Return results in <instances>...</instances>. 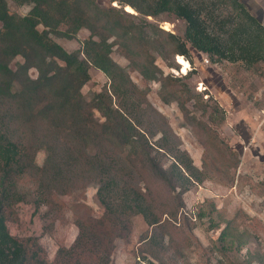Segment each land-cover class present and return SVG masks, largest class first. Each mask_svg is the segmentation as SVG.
Segmentation results:
<instances>
[{
    "label": "trees",
    "instance_id": "trees-1",
    "mask_svg": "<svg viewBox=\"0 0 264 264\" xmlns=\"http://www.w3.org/2000/svg\"><path fill=\"white\" fill-rule=\"evenodd\" d=\"M9 1L31 9L21 16L10 10ZM113 1L132 8L142 21L96 0H0V264H112L116 240L129 237L136 216L152 229L141 243L159 264H167L165 243H175L182 234L177 224L183 195L206 175L149 101V88H140L131 72L160 82V99L176 102L187 124L200 132L196 135L202 145L215 147L217 154L221 149L211 143L217 132L188 108L194 100L190 88L182 84L178 89L181 79L165 77L157 66L153 50L162 43L156 37L188 59L190 45L214 63H264V26L240 0ZM167 16L185 23L183 39L147 20ZM82 30L89 37L73 52L54 40H75ZM115 47L129 67L113 59ZM17 57L23 62L13 69ZM92 68L109 85L87 100L82 89ZM196 99L211 123L225 122L218 106L209 111ZM40 151L45 153L41 167L36 162ZM27 178L36 187L34 193L26 187ZM90 185L97 187L102 213L93 217L84 207L75 221L76 239L70 247H59L53 260L37 237L11 234L8 223L17 216L18 205L39 211L53 203L54 195ZM219 225L212 220L213 228ZM244 233L235 219L225 222L218 239L222 250L241 252L247 242ZM248 258L261 264L256 254Z\"/></svg>",
    "mask_w": 264,
    "mask_h": 264
},
{
    "label": "rangeland",
    "instance_id": "rangeland-1",
    "mask_svg": "<svg viewBox=\"0 0 264 264\" xmlns=\"http://www.w3.org/2000/svg\"><path fill=\"white\" fill-rule=\"evenodd\" d=\"M104 7H117L127 12L134 22L143 19L130 7H123L113 0H96ZM252 15L264 26V0L261 6L254 0H240ZM10 10L25 16L31 6L18 7L9 1ZM260 7H262L260 9ZM229 10V9H228ZM264 14V11H263ZM263 16V17H262ZM150 24L181 39L184 37L185 23L175 16L164 19L147 18ZM146 26V25H145ZM42 27H40V30ZM65 30L64 26L60 27ZM148 36L153 37L149 26ZM89 37L87 30H82L75 40L54 37V40L67 51L73 52L81 48L82 42ZM162 44L153 50L156 64L164 76L181 79L187 84L194 100L188 104L196 120H202L217 132V140L211 143L219 146L222 152L216 154L215 147L205 148L196 134L195 125H189L176 102L165 104L159 97L160 82L145 81L138 72H131L132 80L142 89L149 88L148 99L152 105L164 115L173 131L182 140V149L192 157L194 164L206 175L203 183L190 188L183 195L184 209L179 215L182 234L175 243L167 242L165 258L167 264H260L250 262L248 254H256L264 264V63L248 67L240 62L231 64L224 61L214 63L190 45V58L173 53L171 46L165 44L162 37H156ZM184 58L190 65L186 73L178 57ZM113 59L122 67H129V62L114 48ZM17 57L11 64L14 69ZM37 71L31 70V78H37ZM91 80L84 86L82 93L87 100L95 92L109 85L107 77L97 69L90 70ZM201 90H203L201 92ZM211 107L218 106L225 116V122L216 125L210 122L209 114L203 115L201 108L195 105L196 98ZM217 124L219 119L216 120ZM206 140V137L203 136ZM233 151V152H232ZM45 160L44 151L37 155L36 162L41 167ZM26 187L32 193L36 187L26 180ZM97 187H82L67 195H54L53 203L36 211L35 206L20 204L15 211L17 216L8 223L12 235L19 238L37 237L46 250L49 259L53 260L59 247H70L78 234L75 221L83 208L93 217H99L102 208L97 203ZM235 219L240 232L246 234V244L241 252L235 249L222 250L218 241L225 222ZM212 220L219 223L220 228L212 227ZM150 235L152 229L147 226L141 216L132 220V231L127 239H117L112 255V264H159L147 252L141 238Z\"/></svg>",
    "mask_w": 264,
    "mask_h": 264
},
{
    "label": "bare ground",
    "instance_id": "bare-ground-1",
    "mask_svg": "<svg viewBox=\"0 0 264 264\" xmlns=\"http://www.w3.org/2000/svg\"><path fill=\"white\" fill-rule=\"evenodd\" d=\"M179 63L182 65L183 67V71L182 73H186L189 70V63L182 57H178Z\"/></svg>",
    "mask_w": 264,
    "mask_h": 264
},
{
    "label": "crops",
    "instance_id": "crops-1",
    "mask_svg": "<svg viewBox=\"0 0 264 264\" xmlns=\"http://www.w3.org/2000/svg\"><path fill=\"white\" fill-rule=\"evenodd\" d=\"M255 2L261 6V4H260L261 1H260V0H254V3H255ZM261 8H262V7H260V9H261ZM263 11H264V10H263ZM263 11H262V15L264 16ZM263 16H262V17H263ZM263 18H264V17H263Z\"/></svg>",
    "mask_w": 264,
    "mask_h": 264
},
{
    "label": "built area",
    "instance_id": "built-area-1",
    "mask_svg": "<svg viewBox=\"0 0 264 264\" xmlns=\"http://www.w3.org/2000/svg\"><path fill=\"white\" fill-rule=\"evenodd\" d=\"M203 90H201V92H202ZM138 264H146L145 262H142V261H140Z\"/></svg>",
    "mask_w": 264,
    "mask_h": 264
}]
</instances>
